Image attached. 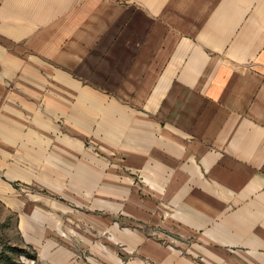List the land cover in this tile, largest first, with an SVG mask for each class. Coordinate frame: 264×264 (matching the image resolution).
I'll use <instances>...</instances> for the list:
<instances>
[{
  "label": "crops",
  "instance_id": "obj_1",
  "mask_svg": "<svg viewBox=\"0 0 264 264\" xmlns=\"http://www.w3.org/2000/svg\"><path fill=\"white\" fill-rule=\"evenodd\" d=\"M1 40L0 210L129 152L196 235L154 262L264 264V0H0Z\"/></svg>",
  "mask_w": 264,
  "mask_h": 264
},
{
  "label": "rangeland",
  "instance_id": "obj_2",
  "mask_svg": "<svg viewBox=\"0 0 264 264\" xmlns=\"http://www.w3.org/2000/svg\"><path fill=\"white\" fill-rule=\"evenodd\" d=\"M9 43L0 41L8 55ZM128 153L88 156L89 167L39 169L38 180L48 184H19L15 211L0 210V264H157L173 252L188 256L181 245L196 235L182 224L179 205L159 183L164 167L156 159L140 166ZM96 157L119 167L95 169ZM128 159L137 161L131 166Z\"/></svg>",
  "mask_w": 264,
  "mask_h": 264
},
{
  "label": "built area",
  "instance_id": "obj_3",
  "mask_svg": "<svg viewBox=\"0 0 264 264\" xmlns=\"http://www.w3.org/2000/svg\"><path fill=\"white\" fill-rule=\"evenodd\" d=\"M34 263V262H33Z\"/></svg>",
  "mask_w": 264,
  "mask_h": 264
}]
</instances>
